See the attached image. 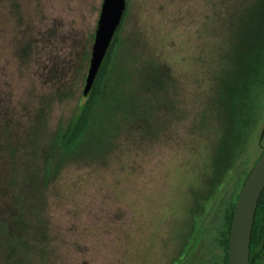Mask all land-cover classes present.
<instances>
[{
    "label": "rangeland",
    "instance_id": "374dc122",
    "mask_svg": "<svg viewBox=\"0 0 264 264\" xmlns=\"http://www.w3.org/2000/svg\"><path fill=\"white\" fill-rule=\"evenodd\" d=\"M103 1L0 0V264H221L222 214L264 147V64L250 99L229 91L261 0H127L101 144L69 153Z\"/></svg>",
    "mask_w": 264,
    "mask_h": 264
},
{
    "label": "trees",
    "instance_id": "16d2710c",
    "mask_svg": "<svg viewBox=\"0 0 264 264\" xmlns=\"http://www.w3.org/2000/svg\"><path fill=\"white\" fill-rule=\"evenodd\" d=\"M251 15L249 17V24L252 26L250 33L245 36L241 41L240 45L235 48L236 51L240 53L241 58L245 57L243 62L251 63V73L245 74L243 77V85L239 87L238 83L231 85L229 91L232 90L233 94H238L241 88H245L246 98L250 99L253 95L252 91H255V86H253V79L256 78L254 72L261 69L264 64V0H261L256 6L255 10H250ZM261 13L260 19L261 23L258 22V14ZM126 17V10L123 15L120 26L118 27L116 34L113 38V41L110 45L108 53L101 65V68L97 74L94 85L92 86L88 94H84V101L79 105L78 111L74 114L72 119L68 122L66 128L62 131L60 135L59 145L66 152L76 151L84 142L88 141L87 145H92L98 147L101 144V136L103 135L102 129L93 133L92 127L97 124V121L101 118V109L103 98L105 97V90L108 85L111 73L115 67V58L118 53L117 47L121 42V32L124 19ZM251 48V51H249ZM249 51V52H247ZM240 58V59H241ZM238 59V57H237ZM236 59L235 68L239 66V62ZM132 61V59L130 58ZM259 61L258 67L255 69L256 62ZM133 62V61H132ZM132 62H130L132 64ZM127 66V65H126ZM133 66V64H132ZM259 76V73L257 74ZM132 79L129 76H126V86L128 81ZM132 82V81H131ZM124 85V83H123ZM123 90V89H122ZM228 91V88L226 89ZM118 91V89H117ZM126 90L119 93V98L114 95V98L117 102L123 101L125 104L126 100ZM231 94V95H233ZM229 104H232L231 101H228ZM246 105V104H245ZM233 108V107H232ZM236 109V108H235ZM235 112V111H234ZM235 116H228L225 118L226 122L223 126V131L221 136H219V141L217 142V153H216V162L215 166L218 167L221 164V161L225 163L224 172L232 166L234 158L238 154V145L236 142H239L241 139H232L233 137L239 134L241 131V126L247 124L248 122H243V112L240 111V108L236 111ZM235 112V113H236ZM247 116L249 112H246ZM245 120V118H244ZM111 122L115 121L112 117H107L106 119V128L105 131H111L112 127ZM100 136V137H99ZM246 137V135H244ZM243 140V138H242ZM241 142V141H240ZM264 152V147L258 156L256 162L259 160L261 155ZM255 162V164H256ZM254 164V166H255ZM253 167V166H252ZM251 167V169H252ZM247 171L243 185L245 183L246 177L249 175L250 171ZM243 187V186H242ZM239 193L236 195L234 202L230 204L225 210V213L221 217V226L222 232L220 237L221 245L223 246L225 256L221 264H229V245L231 237V229L233 223V217L235 214L236 203L238 200ZM37 225V222L32 224V228ZM27 243V242H25ZM264 259V190L260 195V199L257 206V211L254 219L253 234L251 238V262L250 264H260Z\"/></svg>",
    "mask_w": 264,
    "mask_h": 264
},
{
    "label": "water",
    "instance_id": "95a60500",
    "mask_svg": "<svg viewBox=\"0 0 264 264\" xmlns=\"http://www.w3.org/2000/svg\"><path fill=\"white\" fill-rule=\"evenodd\" d=\"M127 0H104L95 34L84 94L94 85L97 74L123 19ZM264 190V152L252 167L239 191L233 217L229 264H250L251 238L260 195ZM260 264H264V259Z\"/></svg>",
    "mask_w": 264,
    "mask_h": 264
}]
</instances>
